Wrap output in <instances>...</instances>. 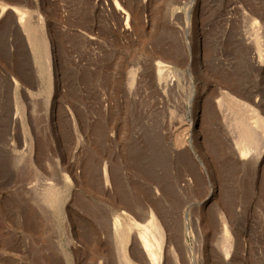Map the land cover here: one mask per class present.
Returning <instances> with one entry per match:
<instances>
[{"label": "rangeland", "instance_id": "obj_1", "mask_svg": "<svg viewBox=\"0 0 264 264\" xmlns=\"http://www.w3.org/2000/svg\"><path fill=\"white\" fill-rule=\"evenodd\" d=\"M263 130L264 0H0V264H112L91 239L92 205L125 226L123 211L173 205L162 179L148 197L135 186L132 144L167 159L196 260L264 264V152H233L236 134L248 143ZM89 156L120 194L103 181L97 192ZM221 215L227 258L210 241ZM131 233L125 252L142 264Z\"/></svg>", "mask_w": 264, "mask_h": 264}, {"label": "bare ground", "instance_id": "obj_2", "mask_svg": "<svg viewBox=\"0 0 264 264\" xmlns=\"http://www.w3.org/2000/svg\"><path fill=\"white\" fill-rule=\"evenodd\" d=\"M22 20L23 14L21 13L19 17V22H21ZM220 104L221 101H219V105ZM247 135L248 139L250 135L248 132H245L244 136L246 137ZM256 135V139L248 143L242 142L240 134L235 135L233 152L236 153L240 159H249L252 156L253 152L257 160L260 158V156L264 152V130L259 133H256ZM148 146L151 149V147L154 145H151L149 143ZM133 147L134 145L132 144L130 146V153L125 159V165L128 169H132L136 176L144 178V181L142 182L143 185L141 183H136L135 186L140 190H144L145 194H147L148 197L150 193V186L153 183L162 179V181L164 182V186L169 194V197L173 202V208L172 206H169L167 208L163 207L160 211L161 213L158 214V212H156L150 206H144L145 208L141 209L142 207H138L140 202L136 200L134 201L132 198L127 199L123 201V204L126 208L128 207L131 211L138 212V210H136L138 207V209H141L142 211L140 210L141 212H138L137 217L136 215L133 216L128 214L126 211H123L124 214H127V216H129L128 218L130 220L129 224L125 226L119 214H115L114 216H112L111 213H109L107 210L103 208L96 209V207L92 205L94 219L99 220V222L93 225L92 229L94 233L92 234L93 236L91 237V239L99 248L103 258L106 259L108 263L112 264H130V262L132 261L131 257L128 258L127 253L125 252L126 242L128 239L127 231L132 232L131 238L133 241V255H131L137 262L140 261L142 264H201L198 259L196 260L195 257L192 256V254L195 253V251L197 250L198 245L201 244L200 240L199 243H196L197 239L194 229L195 222L193 223L191 215H189L188 212L185 213V219L181 220L176 215L177 210H174L178 208L177 206L180 204L181 196L179 193H177L176 187L172 184L173 181L172 183L169 181L170 174L168 172L169 164L167 159H163L152 154L144 155L142 154L143 151L139 150L137 151V154H132V151L134 149ZM154 149L155 148L153 147L151 150ZM89 157L90 158L87 162L86 172L88 173L90 179L95 180L93 184L95 185V188H97V192H100L101 183L103 181L105 185H113L115 187V190H117V193H119L120 189L118 182L115 179V181L113 182L112 180L107 179V175L104 169L102 170V177H97V179H95V175L98 173L99 161H96V159L91 156ZM181 162L183 167H180L183 170L187 169L191 172L192 184L194 183V185L198 187L197 190L202 193V188L205 187H202L204 180L202 179L201 172H199L200 170L198 171L196 167L197 164L195 165V162H193L190 157L186 156L183 158V160H181ZM158 166L163 170V173L161 175L157 174L156 172ZM31 200L36 204L37 200L39 199L37 198V196L33 195L31 196ZM231 202L232 204H234L233 201ZM232 207V205H229L228 207L229 212L232 211L231 213H233V209L231 210ZM212 210L211 216L213 217L215 213L214 210H218V208L215 206ZM137 218L140 221H138ZM224 219V216L221 215L222 222H220L221 224L219 225V227H217V233H213L214 237H210V241L211 244H213V246L215 247V250L217 249V251L223 253L225 258H227L230 256V253L233 250V240L230 236L227 235V222H225ZM199 231L200 230H198V232ZM99 232L102 237H99ZM187 234L191 235L192 239H196L194 241L193 246L189 244ZM67 257L71 262L70 256L68 255Z\"/></svg>", "mask_w": 264, "mask_h": 264}]
</instances>
